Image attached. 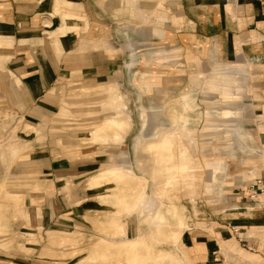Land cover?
<instances>
[{
    "label": "crops",
    "instance_id": "0c3cea01",
    "mask_svg": "<svg viewBox=\"0 0 264 264\" xmlns=\"http://www.w3.org/2000/svg\"><path fill=\"white\" fill-rule=\"evenodd\" d=\"M155 50L160 53L154 54ZM153 58L162 62L158 67L169 58L176 70L190 69L197 74L205 70L206 78L215 66L233 65L243 72L238 76L244 85L240 86L238 99L243 107L239 111L247 116L251 146L260 154L242 163L239 182L223 187L221 204L211 202L205 212L195 207L201 216L189 238V253L191 264H264V5L255 0H0V120L24 116L44 133L40 139H32L26 158L14 163L10 175L0 166V233L6 223L9 233L0 235V264H98L87 262L92 247L104 240L98 237L96 241L94 230L102 233L108 216L115 233L119 227L125 228L119 226L118 209L113 204L102 220V210L95 206L93 180L113 166L129 169L133 179L141 181L145 208L146 180L132 168L112 164L97 172L99 162L70 161L61 151L47 148L65 81L74 78L85 86L118 81L121 70L131 66L149 75ZM183 76L175 74L174 82H183ZM200 81L194 76L189 79L191 84ZM102 89L106 86L92 87ZM226 91L222 98L231 102L235 96ZM190 100H183L184 108L190 106ZM170 116L171 122L175 116L171 123L175 131L177 113L170 111ZM186 123L180 128L185 133ZM59 131L61 134L62 129ZM166 134L142 145V153H151L158 162L159 177L153 180L145 159L146 165L138 164V170L158 187V192L152 193V199L161 201L156 210L176 213L175 222L167 227L180 229L175 233L184 249L181 234L185 219L162 199L165 191L175 190L171 185L176 186L189 162L186 151L175 152L172 137ZM163 135L170 140L168 148L161 143ZM236 135L238 141L251 140L242 128ZM21 148V152L13 148L1 156L5 159L7 155L11 162L26 146ZM9 179L15 181L7 192L2 181ZM114 181H118V173ZM101 196L98 193L100 203ZM3 208L8 210V222ZM141 237V243L148 244ZM125 243L128 247L118 246L125 248L122 253L127 257L139 252L134 241ZM94 259L98 260L95 255Z\"/></svg>",
    "mask_w": 264,
    "mask_h": 264
},
{
    "label": "rangeland",
    "instance_id": "374dc122",
    "mask_svg": "<svg viewBox=\"0 0 264 264\" xmlns=\"http://www.w3.org/2000/svg\"><path fill=\"white\" fill-rule=\"evenodd\" d=\"M158 53H160L159 50L154 51V54ZM153 59L149 75H143L142 70L134 66L124 67L118 81H104L96 84L105 85L106 89L92 90V87L96 85L85 86L73 78L64 82L59 94L58 114L53 120L52 131H50L51 142L47 149L61 151V155L70 161L99 162V165H95L97 172L112 164L130 167L135 175L146 180L144 209L142 208L141 181L134 180L132 175L128 176V183L124 189L121 185L115 184L119 181L94 184L97 188V196L94 197L95 206L102 210L99 213L100 220L107 216L109 206L113 204V207L118 209V224L119 226L124 224L125 228L119 227L123 235L120 229L115 233L116 227L111 226L110 216H108L104 218V224L107 227L103 228L101 233L98 232V228L95 229L93 222L88 221L95 229V240L97 241L98 237L104 240H101L96 247L91 246L87 262L180 264L176 259L177 256L191 264L189 238L193 235L194 225L197 224L195 221L201 216L195 207L200 211L204 209L203 212H205L209 203L221 204L223 187L227 183L239 182L242 163L256 153L260 154V151L254 152L255 149L251 146L253 140L245 125L247 116L240 114L239 111V108L243 107V101L238 99L242 93L240 86H244L238 82L240 81L238 76H243L240 69L233 65L231 67L215 66L209 69V78H206L205 70L203 72L199 70L200 74H197L190 69L184 72L179 68L181 70L179 72L169 58H167L168 62H164L161 67H158V64L162 62H159L158 58ZM178 73L184 75L183 82L175 83L174 75ZM225 75L236 79L235 82L223 84V80L229 79H223ZM189 76H194V79L198 81L201 80V83H189ZM227 89L231 95L235 96L232 97L231 102L222 98L223 93H227ZM118 93H120L119 98ZM187 97L192 101H189L190 108L186 109L183 106V100ZM63 111H66L68 115H61ZM170 111L177 113L175 131L171 126L175 116L171 122ZM111 115L118 119L115 129L105 130L114 133L112 138H108L109 135L101 132L99 127L103 125L102 121ZM185 123L188 128L186 133L180 130L181 124ZM58 125L63 126L60 128ZM240 128L250 135L251 140H237L236 133ZM60 129H62L61 134ZM164 132L171 135L175 152L183 148L188 156V170L177 177L176 186L171 185L175 190L165 191L167 194L162 199L163 203L171 204L182 213L185 219V227L181 234L184 249L175 233L180 229L167 227L175 222L176 213L174 211L159 213L156 210L161 201L157 197L152 199V193L158 192V187L154 185L148 174L138 170V164L143 167L147 161L148 166L151 167L150 175L153 180L159 177L158 162H155L151 153H142V145L154 141ZM42 136L44 133L24 116L13 115L0 120V166L4 167L5 172L10 175L14 163L26 158L32 139L34 137L40 139ZM22 145L26 148L15 160L9 162L7 155L5 159L1 156L3 152L8 153L13 148H19L21 152ZM165 151L168 150L165 149ZM212 163L213 166H211ZM214 163L219 166H215ZM107 170L109 169L104 171ZM229 173L230 179L227 180ZM14 181L12 179L2 181L3 189L9 192L8 189L13 186ZM185 183H190L191 187ZM119 186L122 188L121 191L114 192V189ZM100 192L101 203L98 200ZM105 193L109 195L104 197ZM2 198L0 197V200ZM20 198L22 199L21 196ZM3 210L8 222V210L6 208ZM144 220L145 223H143ZM2 229L4 231H1L0 235L7 236L9 234L7 223ZM141 236L148 244L141 243ZM127 240L134 241L139 248V252L135 251L134 256L127 257V254L124 255L122 252L115 254L104 244V247H99L101 243L108 241L119 242L118 245L128 247L125 243ZM94 255L98 260L94 259Z\"/></svg>",
    "mask_w": 264,
    "mask_h": 264
},
{
    "label": "bare ground",
    "instance_id": "6f19581e",
    "mask_svg": "<svg viewBox=\"0 0 264 264\" xmlns=\"http://www.w3.org/2000/svg\"><path fill=\"white\" fill-rule=\"evenodd\" d=\"M117 119L118 117L115 116H110L105 118L102 122L103 125L99 127L101 132H104L105 135H109L107 136L108 138H112L114 136V133H110V132H106L109 131L111 129H115L117 126ZM98 130V126L96 127ZM106 130V131H105ZM106 132V133H105ZM161 143L164 145V147L168 148L170 146V140L169 138H167L165 135H163L161 137ZM117 170V171H116ZM116 171V172H115ZM116 173H118V181L119 185H121L123 187V189L127 186L128 183V176L130 177V171L129 169H125V168H119L116 166H113L112 168H109V170L102 172L98 177H96L98 180H93L94 184L98 182L99 183H109L114 181L115 175ZM121 187H116L114 189V192L119 193L121 191ZM104 245H106V247L113 249L114 253L116 252H125V248H123L122 246H118L115 243L112 242H106L104 243ZM120 247V248H118Z\"/></svg>",
    "mask_w": 264,
    "mask_h": 264
},
{
    "label": "built area",
    "instance_id": "2783aa9c",
    "mask_svg": "<svg viewBox=\"0 0 264 264\" xmlns=\"http://www.w3.org/2000/svg\"><path fill=\"white\" fill-rule=\"evenodd\" d=\"M255 1H257L258 3H260V4H263V5H264V0H255Z\"/></svg>",
    "mask_w": 264,
    "mask_h": 264
}]
</instances>
